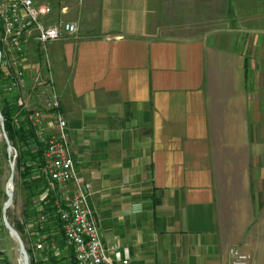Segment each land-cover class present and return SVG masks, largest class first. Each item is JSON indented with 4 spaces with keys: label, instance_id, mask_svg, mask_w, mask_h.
<instances>
[{
    "label": "crops",
    "instance_id": "obj_1",
    "mask_svg": "<svg viewBox=\"0 0 264 264\" xmlns=\"http://www.w3.org/2000/svg\"><path fill=\"white\" fill-rule=\"evenodd\" d=\"M74 1L81 30L28 43L22 94L40 106L47 55L111 256L231 264L236 246L264 264V0ZM33 219V264H74Z\"/></svg>",
    "mask_w": 264,
    "mask_h": 264
},
{
    "label": "built area",
    "instance_id": "obj_2",
    "mask_svg": "<svg viewBox=\"0 0 264 264\" xmlns=\"http://www.w3.org/2000/svg\"><path fill=\"white\" fill-rule=\"evenodd\" d=\"M50 0H0V67H3L5 91L17 94V103L26 110L32 128V143L42 146L40 171L46 186L39 194V207L51 206L61 225V239L72 251L74 264H129L127 258H114L118 245L105 247L95 215L89 203L91 183L75 167L66 133V120L60 111V100L50 61L45 55L42 64L45 76L38 73L32 89H36L39 107L30 108V95H23L26 86L24 61L29 42L42 50L49 41L78 31L74 19L53 18ZM61 12L66 6H61ZM49 115L50 118L45 117ZM51 128L52 131L48 129ZM1 134V130H0ZM2 135V134H1ZM16 155V154H15ZM51 196V204L48 196ZM40 220H47L42 213ZM43 240L35 243L44 249ZM231 264H249L251 255L233 246L229 249ZM30 263L36 260L29 254ZM20 263V262H19ZM0 264H10L0 252Z\"/></svg>",
    "mask_w": 264,
    "mask_h": 264
},
{
    "label": "trees",
    "instance_id": "obj_3",
    "mask_svg": "<svg viewBox=\"0 0 264 264\" xmlns=\"http://www.w3.org/2000/svg\"><path fill=\"white\" fill-rule=\"evenodd\" d=\"M4 80L3 71L0 67V85ZM1 92V90H0ZM0 110L4 118V127L7 131L8 137L13 145H18V154L16 159V166L19 170L21 184L29 189L30 195L35 200V205L39 202V194L44 190L46 181L41 174L40 166L42 160V146L33 145L32 135L33 131L29 125L26 117H20L25 114L26 110L21 109L17 103V94L12 98L3 97L0 101ZM33 200V202H34ZM49 203L51 204V196H48ZM34 208V206H32ZM33 213V226L45 233L50 225H54L58 229V234L61 236V225L58 218L54 216V211L51 206H42L38 210L35 208ZM44 213L47 215V220H40V215ZM50 235H47L44 240L48 241ZM28 252L30 250L28 249ZM33 264V262H31Z\"/></svg>",
    "mask_w": 264,
    "mask_h": 264
},
{
    "label": "rangeland",
    "instance_id": "obj_4",
    "mask_svg": "<svg viewBox=\"0 0 264 264\" xmlns=\"http://www.w3.org/2000/svg\"><path fill=\"white\" fill-rule=\"evenodd\" d=\"M53 2V11L50 16L53 18L62 17L63 19H76L78 4L74 0H50ZM66 6V12H61V6ZM80 27L78 31H80ZM46 52H49V42L45 44ZM3 71V67H1ZM0 101L3 97L12 98L14 93H7L4 88V84L0 85ZM13 145V144H12ZM16 154V155H15ZM18 154V145H13L12 156L14 155L15 170L13 177V189L12 200L10 206L7 208L6 215L10 224L20 234L27 250H30L29 244L25 241L26 234L29 230V221L33 217V209H39V205H35V200L30 195L29 189L21 184V178L19 175L18 167L16 166V159ZM8 158L6 154V144L2 135L0 134V252H2L6 260L10 264H19L20 257L17 251V246L13 238L9 235L8 231L2 224L1 213L2 206L7 198L4 186L9 175ZM34 200V202H33ZM34 206V208L32 207ZM39 241V240H38ZM36 242V241H35ZM29 254L31 252H28ZM31 264V263H30Z\"/></svg>",
    "mask_w": 264,
    "mask_h": 264
},
{
    "label": "water",
    "instance_id": "obj_5",
    "mask_svg": "<svg viewBox=\"0 0 264 264\" xmlns=\"http://www.w3.org/2000/svg\"><path fill=\"white\" fill-rule=\"evenodd\" d=\"M0 130H1V134L2 137L4 139V142L6 144V154H7V158H8V165H9V175L7 177V180L5 182V186H4V190L6 193V200L2 206V213H1V220H2V224L5 227V229L8 231L9 235L13 238L16 246H17V251L20 257V263L19 264H30V258H29V253L28 250L20 236V234L17 232V230L10 224V222L8 221L7 215H6V211L7 208L10 206L11 204V200H12V190L9 187V183L13 180L14 177V170H15V163H14V155L12 156V152H13V145L8 137L7 131L4 127V118L3 115L1 113L0 110Z\"/></svg>",
    "mask_w": 264,
    "mask_h": 264
},
{
    "label": "bare ground",
    "instance_id": "obj_6",
    "mask_svg": "<svg viewBox=\"0 0 264 264\" xmlns=\"http://www.w3.org/2000/svg\"><path fill=\"white\" fill-rule=\"evenodd\" d=\"M15 163V161H14ZM9 187L11 188V190L13 189V180L9 183Z\"/></svg>",
    "mask_w": 264,
    "mask_h": 264
}]
</instances>
